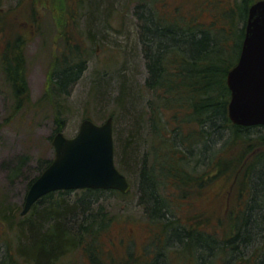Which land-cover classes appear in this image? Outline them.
<instances>
[{
	"label": "trees",
	"instance_id": "obj_1",
	"mask_svg": "<svg viewBox=\"0 0 264 264\" xmlns=\"http://www.w3.org/2000/svg\"><path fill=\"white\" fill-rule=\"evenodd\" d=\"M18 1L13 11H0V70L12 97L10 112L0 128L19 116L50 107L55 132L63 130L73 88L99 47L95 30L100 32L110 22L111 12L119 11L114 0H63L61 6L59 2L55 5L68 12L63 20L66 24L54 33L56 40L50 43L48 53L56 48L47 85L43 95L33 100L26 49L32 34L43 36L44 17L35 0ZM255 1L233 0L219 7L210 21L182 13L181 6L169 11L156 2L141 4L136 26L146 64L143 89L150 98L145 110L138 108L120 73L122 86L117 88L115 105L105 113V119L114 117L117 166L137 182L131 191L140 194L151 233L143 250L136 252L129 244L126 254H118L122 246L114 228L120 221L103 202L107 193L128 197L131 191L87 188L77 190L81 195L72 199L76 190H57L40 198L24 216L17 211L10 216L8 207L1 210L0 247L3 242L5 252L0 253V264H200L217 246V257H222L231 243L237 248L238 239L250 244L257 240L256 259L251 264L260 260L264 264V125L243 126L231 121L227 83L228 72L239 59L249 8ZM214 2L206 0L201 7ZM22 5L32 9H28L30 16L19 11ZM94 7L98 12L95 23L91 21ZM82 23L85 28L77 34ZM94 82L98 84L95 96L104 94L100 90L102 77ZM143 128L150 131L149 143L148 138L143 141ZM220 140L218 149L209 155ZM232 151L236 153L231 155ZM27 158L12 165L10 181L21 173ZM51 159L40 160L28 189ZM213 177L227 179L219 204L230 186L235 192V203L227 210L232 220L230 236L220 218L214 223L219 228L211 233L201 229V221L194 215L187 220L181 212L184 203L188 211L195 207L192 196L210 186ZM7 233L15 235L14 242ZM239 259V264H245L250 257L241 255Z\"/></svg>",
	"mask_w": 264,
	"mask_h": 264
},
{
	"label": "rangeland",
	"instance_id": "obj_2",
	"mask_svg": "<svg viewBox=\"0 0 264 264\" xmlns=\"http://www.w3.org/2000/svg\"><path fill=\"white\" fill-rule=\"evenodd\" d=\"M205 1L114 0V5L119 12H111L112 15L110 16V22L107 21V26L100 28V32L99 30H95L100 41L99 47L97 52L92 56L85 75L73 88L70 99L71 110H69V118L63 129L65 134L67 136L74 135L79 129L81 120L88 115L99 123L105 120V113L115 105L113 100L116 90L122 86L118 76L120 73L123 74L120 78L124 79L123 81L126 83L125 87H129L133 92L134 95L132 97L136 104L138 103V108L145 110L144 107L150 98V94H144L145 90L143 86L147 76L146 64L141 49L140 32H138L139 26H136L138 25L141 4L156 2L157 5L166 6V9L169 11H178L181 6L180 11L182 13L188 16L197 14L200 20L210 21L213 19V14L219 12V7L227 6L233 0H215L214 3H209L206 7L202 8L201 6H204ZM18 2V0H0V11H13L18 6ZM35 2L36 8L44 17L42 21L44 31L43 36H34L35 34H32L26 49L27 76L33 100L39 99L45 91L48 70L52 60L51 55L56 48L54 46L50 54L48 53L49 45L51 42H54V33L56 34L57 28H61L66 24V22L63 24V20L65 15L67 16L68 14V12L62 11L64 7H55L58 2L61 6L63 0H35ZM139 3L140 5L138 6ZM28 9L31 8L25 9L23 5L19 6L20 12L26 11V13H29L27 16H30L31 13ZM95 10L94 7L93 15L91 16L93 23H95L98 14ZM84 28L85 24L83 25L82 23L76 29L77 34H80L79 32L84 30ZM103 34H107L105 38L101 37ZM85 44H87V41H85ZM1 47L0 43V51ZM99 76L104 80L103 86L100 87V90H103L104 94L101 93V95L96 97L98 84L94 80ZM93 88L95 89L94 93ZM10 91L8 82L2 75V70H0V122H3L8 116L12 106ZM146 120L147 115L144 120L145 125L147 124ZM55 129L54 112L50 107L34 110L26 116H19L11 123L5 124L0 128V214L1 210L7 207L10 216L11 214L14 216L16 211L21 213L28 191V181L39 170L40 160L55 155V147L52 143V135L55 133ZM145 139L149 143L150 131H145L143 128V141ZM221 142L222 140L215 143L217 145L208 154L211 155L215 149H218V145ZM235 153L236 151H232L230 154L233 155ZM25 156H28V158L24 162L21 173L13 181H10L9 172L12 165L14 167V164H18L20 159ZM201 169L203 170V167ZM211 180L209 181L210 186L201 191L203 193H196L192 196V203L195 207L191 211H188L187 204L184 203L181 212L186 219L194 215L196 219L201 221V229L211 233H214L219 228L215 224L218 222V218H220L225 234L229 233L230 236L232 220L230 221L231 218L227 210L229 206L235 203V192L232 190V186H230L228 188L230 191H227L223 195L219 204V196L226 189L224 188V183L227 184V179L213 177ZM130 181L132 182L133 190L137 186V182L135 179H130ZM234 184L235 181H233ZM195 192H198V188H196ZM80 195L81 193L76 190L72 194V199ZM139 197L140 194L139 192L137 194L136 191H131L128 197L111 192L105 195L103 201L109 210L116 213L120 221L114 228V233L118 244L122 246L117 251L121 256L126 254L129 244L132 245L134 251L141 252L145 247L144 245L149 241L151 233H149L147 219L142 212L143 207L139 203ZM218 232L220 231L218 230ZM7 237L13 242L16 238L13 233H7ZM122 239L124 240L123 244L121 243ZM256 241L250 244L247 241L244 242L242 239H238L235 241L236 245L239 242L238 247H232L231 243L224 248L222 257L215 255L217 253L216 248L218 247L216 245L217 247H215L213 252L205 254L200 264H210V262H212L211 264H226L225 259H227V264H239V256L241 255L250 257V260L244 263L251 264L256 259L255 255L257 252H253L255 251L254 246ZM3 252H5V244L2 242L0 253L3 254ZM225 252L226 254H224ZM174 259H176V256ZM176 261L179 262L178 260ZM254 264H262V261H257Z\"/></svg>",
	"mask_w": 264,
	"mask_h": 264
},
{
	"label": "water",
	"instance_id": "obj_3",
	"mask_svg": "<svg viewBox=\"0 0 264 264\" xmlns=\"http://www.w3.org/2000/svg\"><path fill=\"white\" fill-rule=\"evenodd\" d=\"M227 82L231 120L241 125H264V0L250 6L241 54ZM113 124L112 116L101 124L84 118L74 136L58 131L52 139L55 156L32 183L22 214L53 190L114 188L128 192L131 184L115 162Z\"/></svg>",
	"mask_w": 264,
	"mask_h": 264
}]
</instances>
